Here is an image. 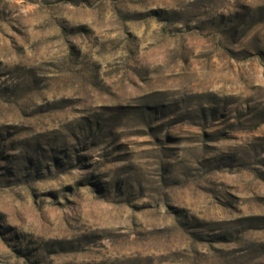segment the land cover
I'll return each instance as SVG.
<instances>
[{
  "label": "rangeland",
  "instance_id": "rangeland-1",
  "mask_svg": "<svg viewBox=\"0 0 264 264\" xmlns=\"http://www.w3.org/2000/svg\"><path fill=\"white\" fill-rule=\"evenodd\" d=\"M0 264H264V0H0Z\"/></svg>",
  "mask_w": 264,
  "mask_h": 264
}]
</instances>
